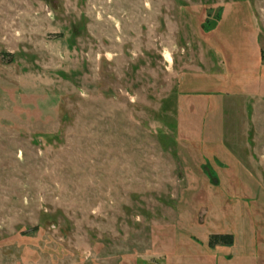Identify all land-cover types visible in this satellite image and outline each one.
Here are the masks:
<instances>
[{
    "label": "rangeland",
    "instance_id": "obj_1",
    "mask_svg": "<svg viewBox=\"0 0 264 264\" xmlns=\"http://www.w3.org/2000/svg\"><path fill=\"white\" fill-rule=\"evenodd\" d=\"M0 264H264V0H0Z\"/></svg>",
    "mask_w": 264,
    "mask_h": 264
},
{
    "label": "trees",
    "instance_id": "obj_2",
    "mask_svg": "<svg viewBox=\"0 0 264 264\" xmlns=\"http://www.w3.org/2000/svg\"><path fill=\"white\" fill-rule=\"evenodd\" d=\"M234 242L233 234H213L211 236L210 245L214 246L217 244H232Z\"/></svg>",
    "mask_w": 264,
    "mask_h": 264
}]
</instances>
